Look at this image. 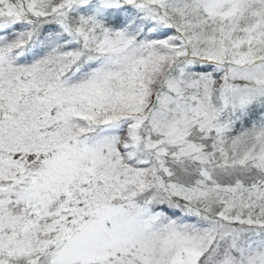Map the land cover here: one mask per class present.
Segmentation results:
<instances>
[{
    "label": "snow or ice",
    "instance_id": "snow-or-ice-1",
    "mask_svg": "<svg viewBox=\"0 0 264 264\" xmlns=\"http://www.w3.org/2000/svg\"><path fill=\"white\" fill-rule=\"evenodd\" d=\"M0 264H264V0H0Z\"/></svg>",
    "mask_w": 264,
    "mask_h": 264
}]
</instances>
